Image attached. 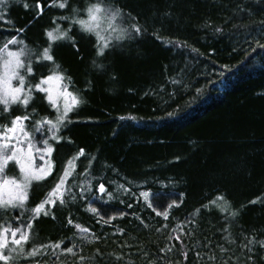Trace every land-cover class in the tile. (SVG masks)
Wrapping results in <instances>:
<instances>
[{"label": "trees", "instance_id": "1", "mask_svg": "<svg viewBox=\"0 0 264 264\" xmlns=\"http://www.w3.org/2000/svg\"><path fill=\"white\" fill-rule=\"evenodd\" d=\"M51 2L0 5V49L15 37L8 46L25 58L51 44L68 90L84 101L69 113L63 140H52L47 126L33 132L36 149L46 147L45 138L54 148L50 155L36 150V160L48 158L55 169L32 182L25 207L43 202L67 161L80 149L85 155L74 161L64 204L57 199L35 219L19 208L0 217V224L32 225L25 251L63 242L12 264H264V0H111L142 35L119 41L99 21L98 31L117 45L102 57L97 45L104 41L60 19L86 18L95 0H67L65 8ZM70 25L79 52L67 39L46 36ZM31 66L35 76H25V87L56 72L50 61ZM33 108L29 131L56 113L34 90L26 110L12 104L0 111V125ZM9 177L21 178L13 164ZM72 245L75 254L63 251Z\"/></svg>", "mask_w": 264, "mask_h": 264}, {"label": "snow or ice", "instance_id": "2", "mask_svg": "<svg viewBox=\"0 0 264 264\" xmlns=\"http://www.w3.org/2000/svg\"><path fill=\"white\" fill-rule=\"evenodd\" d=\"M8 3L9 0H0V5L6 6ZM48 6L65 8L67 7V0H61L58 4H56V0H52ZM25 7H27L26 4ZM37 7L39 8L40 14H43V6L38 4ZM73 12L78 13L79 10L73 9ZM85 13L86 18L73 19L72 17L65 16L60 17V19L71 20L72 24H79L81 31L95 35L98 40L104 41L102 44L97 45L98 57L104 56L105 51L110 47L117 46L111 37L106 38L98 31L101 26L99 21H104L106 23L108 31L118 33L116 40L119 41L124 39H135L142 35V28L135 18L131 16V13H125L122 8L117 7L111 0H95V2L90 3L85 9ZM69 31H71V25L68 29L63 31L57 26L54 30H46V36L50 41L67 39L72 42L76 51L79 52V47L76 45L74 38L68 35ZM16 43L17 40L13 37L9 39L3 47L7 50L9 44L15 45ZM261 47H264V45H261ZM7 55L9 57H14V59L5 60L4 74L0 76V104L4 105V108L0 111H9L12 104H20L26 110L34 90L46 94L49 106L56 109L53 119L41 117L38 121H34L32 131H29L26 122L33 120L35 108H33L31 113L25 111L22 115L12 117L9 124L0 125V217L9 211L19 208L22 210V214L23 211H30L33 214V219H35V217L39 216L41 213L45 216L48 215V212L45 210L46 205L50 204L55 207L57 199L60 204L66 202L65 193L67 192L68 179L75 173L74 161L84 156L85 151L84 149H80L76 156H73L67 161V168L62 170V174L58 177H53V181H50V183H53V187L47 193L44 201L32 209H27L25 205L28 200V189L31 187L32 182L46 180L48 177L52 176L53 170L55 169L54 163L50 164L47 170L34 167L33 162L36 150L50 155L52 151H54V148L48 144V139L45 138L42 144L46 147L36 149V144L38 142L34 140L33 132L44 131L45 126H47V131L52 134V140L56 142L63 140V136H60L59 133L62 128L67 127V124L72 123L69 113L84 101L75 93L67 91L68 85L65 83L64 73L59 71L60 65L55 63V57L51 53V44L43 48L39 53L30 51L24 59L21 58L23 55L22 52L17 53L8 51ZM33 57L35 59H33ZM41 61L53 62L56 70L55 74L40 76L37 78L38 83L30 84V86L25 87V76H35L31 66L32 63L35 62L40 64ZM93 64L97 66L96 61H93ZM99 67H103V65L100 64ZM21 70H23L24 74H21ZM13 79L18 81V86L13 87ZM68 81H71V77H68ZM52 82L56 83L55 89L49 86ZM61 89H63V91H61ZM62 96L65 97L63 108H61L60 104V98ZM69 97L72 101L71 105L67 102V98ZM169 115H171V113H169ZM37 125H39V127H37ZM41 159H43V156ZM10 162L14 167L19 168V175L21 177L19 180L15 177L4 178L7 177L6 169ZM85 175H87V173H85ZM9 185H11L12 188L8 190V194L5 196L4 190L8 189ZM99 190L101 193L107 191L104 184L99 185ZM143 195L147 199L149 194L144 193ZM72 199H75V197L73 196ZM219 199H223V197H219ZM212 203H215V201H212ZM253 203H255V201H253ZM148 206L152 207V204L149 203ZM93 211L96 210L93 209ZM153 211L156 212L157 215H163L165 219L168 217L167 212L162 213L156 211V208H153ZM235 215L236 213L234 212L233 216ZM53 218L55 217L53 216ZM114 218L115 217H112V219ZM20 219L21 217H16L17 221ZM101 219H103V216H101ZM106 222L107 221H105V223ZM68 223L73 224L74 222L69 218ZM75 227L81 232L89 231L78 224H76ZM177 227H180V225H177ZM31 228V224L19 223L16 227H12L10 223L0 224V262H2V264H12L17 257H35L41 254L45 248H52L53 250L61 248L63 242L51 245H34L30 250L25 251L24 245L27 244L30 237L33 235ZM175 230L176 229H173V231ZM121 234H123V230ZM93 235L95 234L93 233ZM85 239H87V237H85ZM176 239L179 240L180 237L177 236ZM252 242H255V238H253ZM181 243H183V241H181ZM259 243L264 247V240L259 241ZM75 247L76 245H72L71 247H66L63 251L75 254ZM245 247H247V245H245ZM43 254L46 255L47 253L45 252ZM117 258L119 259V257ZM184 258L187 259V253H184ZM80 259L84 260L85 258L81 256ZM210 259H215V257H210Z\"/></svg>", "mask_w": 264, "mask_h": 264}, {"label": "rangeland", "instance_id": "3", "mask_svg": "<svg viewBox=\"0 0 264 264\" xmlns=\"http://www.w3.org/2000/svg\"><path fill=\"white\" fill-rule=\"evenodd\" d=\"M10 45H11V44H10ZM8 51H14V52H17V51H15V50H13V49L11 48V46H8V49H7V50H5L4 48H3V49H0V76H2V75L4 74V62H5V60H11V59H14V57H9V56L7 55V52H8ZM17 53H21V52L18 51ZM21 58L24 59V54L21 56ZM13 80H14V79H13ZM13 80H12V83H13ZM49 86H50V87H53V88L55 89V88H56V83H55V82H52V84L49 85ZM61 91H63V89H61ZM67 91L70 92V91L68 90V87H67ZM64 102H65V97L62 96V97L60 98V104L63 105ZM67 102L69 103V105L72 103L70 97L67 98ZM35 152H36V151H35ZM11 164H12V163L10 162V163L8 164V166H7V169H6L7 177H4L5 179H6V178H9V170H10ZM33 164H34V167H37L38 169H39V168H44L45 170H47V168H48L49 165H50V161H49L48 158H43V159H40L39 161H37V160H36V153H35V159H34ZM11 188H12V186L9 185L8 189H5V190H4V195H5V196H7V194H8V190L11 189Z\"/></svg>", "mask_w": 264, "mask_h": 264}]
</instances>
